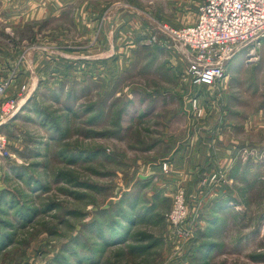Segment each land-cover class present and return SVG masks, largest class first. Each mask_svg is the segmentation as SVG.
<instances>
[{
	"label": "rangeland",
	"instance_id": "374dc122",
	"mask_svg": "<svg viewBox=\"0 0 264 264\" xmlns=\"http://www.w3.org/2000/svg\"><path fill=\"white\" fill-rule=\"evenodd\" d=\"M202 1L0 0V264H264V143L245 130L264 109V41L194 87L158 29L191 26ZM191 137L203 160L182 153Z\"/></svg>",
	"mask_w": 264,
	"mask_h": 264
},
{
	"label": "built area",
	"instance_id": "2783aa9c",
	"mask_svg": "<svg viewBox=\"0 0 264 264\" xmlns=\"http://www.w3.org/2000/svg\"><path fill=\"white\" fill-rule=\"evenodd\" d=\"M158 31L185 55L187 72L183 73L194 87H207L224 79L225 68L237 53L253 62L264 41V0H203L194 24L184 28L160 25ZM153 41V40H152ZM7 84L0 82V96ZM20 107L12 100L1 111L13 116ZM5 140L0 136V155L7 157ZM184 198L174 196L173 207L166 216L176 228L186 217Z\"/></svg>",
	"mask_w": 264,
	"mask_h": 264
},
{
	"label": "crops",
	"instance_id": "0c3cea01",
	"mask_svg": "<svg viewBox=\"0 0 264 264\" xmlns=\"http://www.w3.org/2000/svg\"><path fill=\"white\" fill-rule=\"evenodd\" d=\"M263 47H264V45H263ZM237 58H240L239 56L237 57ZM236 58V59H237ZM235 59V60H236ZM235 60H233V61H231L230 62V64L228 65V67L230 68V70L232 69V67H234V68H237L238 69V67H235V65H237L236 63H242V61L243 60H240V61H236L235 62V64H234V61ZM246 63V62H245ZM228 69V68H227ZM27 78H25V80H26ZM227 79V77H225V79L224 80H226ZM223 80V81H224ZM222 81V82H223ZM62 93H63V91H62ZM31 98H33V97H31ZM263 107L262 106H260V107H258L257 109H255V110H253L252 109V111H250V113H249V115H248V119H247V121H246V125H245V130H246V133L249 135V140H251V141H248V143H250V144H253V143H255L253 140H252V138H254L253 137V135H254V132H255V130H258V131H261V134H262V143H264V109H262ZM261 110V111H260ZM233 113H234V115H236L237 113H239V112H234L233 111ZM252 137V138H251ZM219 140H222V142H224V144L227 146L228 144H230L231 143V141H230V139H229V141L227 140V138H226V136L224 135V134H221V137L220 138H218ZM230 142V143H229ZM233 143H236V142H233ZM232 143V144H233ZM195 144H197V137H191V139H190V141L188 140L187 142H186V144L185 145H183V147H182V153H183V151L185 150L186 151V153H188V155L190 154L191 155V157H198L200 160H203L204 159V157L207 155L205 152L204 153H199V154H197V152H190V149L195 145ZM200 152H203L202 150L200 151ZM222 152L223 153H220L219 154V156L217 157V160H219V161H221V160H224V158L225 157H228L229 155H230V152H229V149L228 148H226V149H224V150H222ZM37 155V154H36ZM200 155H202V157H200ZM177 156V155H176ZM224 157V158H223ZM216 159V158H215ZM207 161V160H206ZM175 163L177 162V159L174 161ZM174 163V164H175ZM187 168H189V166H187ZM191 168V167H190ZM191 169H193V168H191ZM195 169H196V166L194 167V169L193 170H190L191 172H194L195 171ZM198 171V170H197ZM197 171H196V173H197ZM193 176V175H192ZM164 186H165V184H164ZM169 187V186H168ZM167 188V187H166ZM169 190V188H167V191ZM215 202H217V201H215ZM220 203H223V202H220ZM220 203H219V205H220ZM224 205H225V203H224Z\"/></svg>",
	"mask_w": 264,
	"mask_h": 264
},
{
	"label": "trees",
	"instance_id": "16d2710c",
	"mask_svg": "<svg viewBox=\"0 0 264 264\" xmlns=\"http://www.w3.org/2000/svg\"><path fill=\"white\" fill-rule=\"evenodd\" d=\"M90 158V157H89ZM88 158V159H89ZM20 176V175H19ZM43 187L40 185L39 186V188L37 189V190H41ZM7 197H1L0 198V213H2V214H4V212H5V206H6V204H7V202L5 201V199H6ZM223 203H221V205H219L218 207H217V209H219L220 210V207H221V209H223ZM121 216H123V215H121ZM26 219V216H23L22 217V220H25ZM124 221H126L127 223L129 222L130 224H132L133 223V220H131L130 218H125V220ZM1 223V222H0ZM122 223H124V222H121V223H118V225H117V227H115L116 229H113V231L116 233L117 232V229H118V227H120V226H122ZM120 225V226H119ZM127 228H126V232H127ZM126 234V233H125ZM125 237V236H124ZM127 237V236H126ZM116 238V237H115ZM8 239V240H7ZM113 239H114V237L112 238V240H106V238L102 235L100 238H99V240L100 241H98V242H96V245H99V246H101V245H103L104 247L107 245V243H111V242H114L113 241ZM124 240V239H123ZM8 241H10V235H4V236H1L0 237V248H2V246H5L6 245V242H8ZM203 246V247H202ZM202 247V248H201ZM205 246L204 245H201V246H199V248H198V252H199V256L200 255H204V254H206L207 252H206V250H205V248H204ZM201 248V249H200ZM84 261V260H83Z\"/></svg>",
	"mask_w": 264,
	"mask_h": 264
},
{
	"label": "bare ground",
	"instance_id": "6f19581e",
	"mask_svg": "<svg viewBox=\"0 0 264 264\" xmlns=\"http://www.w3.org/2000/svg\"><path fill=\"white\" fill-rule=\"evenodd\" d=\"M245 58V57H244Z\"/></svg>",
	"mask_w": 264,
	"mask_h": 264
}]
</instances>
